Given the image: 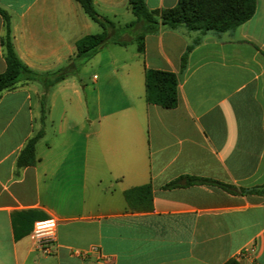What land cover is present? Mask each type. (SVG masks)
Segmentation results:
<instances>
[{
	"label": "crops",
	"instance_id": "obj_1",
	"mask_svg": "<svg viewBox=\"0 0 264 264\" xmlns=\"http://www.w3.org/2000/svg\"><path fill=\"white\" fill-rule=\"evenodd\" d=\"M144 1L160 11L178 0ZM92 2L117 26L134 21L128 0ZM0 9L16 55L38 73L66 65L77 41L101 32L75 0H0ZM196 38L177 107L147 104L145 71L177 74ZM114 46L50 88L33 166L16 161L40 129L42 88L21 82L0 94V264H247L237 255L250 246L264 264V195L163 188L180 176L264 186V0L233 32L161 29L143 53ZM51 218L56 243L43 256L30 232Z\"/></svg>",
	"mask_w": 264,
	"mask_h": 264
},
{
	"label": "trees",
	"instance_id": "obj_2",
	"mask_svg": "<svg viewBox=\"0 0 264 264\" xmlns=\"http://www.w3.org/2000/svg\"><path fill=\"white\" fill-rule=\"evenodd\" d=\"M75 1L80 5L83 12L100 27L101 32L77 41L74 56L66 65L55 71L44 73L29 69L18 58L11 42L9 16L0 9V17L4 24V36L0 43L3 47L6 64L5 71L0 74V94L4 91L13 90L21 82H36L42 88V94L39 98L40 129L26 142L20 152L16 161L17 168L33 166L36 162L35 146L44 135V122L47 114L46 95L50 88L66 77L77 75L79 69L101 49L109 44L124 47L136 43L138 51L143 53L145 37L156 34L161 29L174 31L182 27L188 32H197L200 35L207 33L221 35L233 32L254 16L257 6V0H178L175 7L171 9L150 11L147 9L144 0H128L134 21L124 26H117L96 12L92 0ZM200 42V38H196L188 44L180 58L177 74L155 70L145 71V100L147 104L168 110L177 107L178 85L183 79L190 52ZM200 185L215 186L230 195H264V186L243 189L195 176H180L163 188L169 190ZM141 189L146 190L147 194L150 192L149 185ZM134 191L136 189L128 193ZM20 215L27 218L28 213ZM19 237L20 235L15 231V239Z\"/></svg>",
	"mask_w": 264,
	"mask_h": 264
},
{
	"label": "built area",
	"instance_id": "obj_3",
	"mask_svg": "<svg viewBox=\"0 0 264 264\" xmlns=\"http://www.w3.org/2000/svg\"><path fill=\"white\" fill-rule=\"evenodd\" d=\"M56 226V220L52 218L37 221L33 224L30 232V239L34 244L35 249L43 256H49L53 253L56 243ZM91 251H97V249L92 248ZM255 256V248L250 246L241 250L237 255V258L247 264H255Z\"/></svg>",
	"mask_w": 264,
	"mask_h": 264
},
{
	"label": "rangeland",
	"instance_id": "obj_4",
	"mask_svg": "<svg viewBox=\"0 0 264 264\" xmlns=\"http://www.w3.org/2000/svg\"><path fill=\"white\" fill-rule=\"evenodd\" d=\"M108 46H109V48H118V47H115L113 44H109ZM81 68L79 69L77 75L80 74Z\"/></svg>",
	"mask_w": 264,
	"mask_h": 264
}]
</instances>
